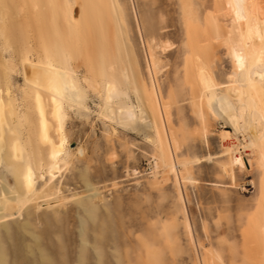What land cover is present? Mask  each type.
<instances>
[{"label":"rangeland","instance_id":"rangeland-1","mask_svg":"<svg viewBox=\"0 0 264 264\" xmlns=\"http://www.w3.org/2000/svg\"><path fill=\"white\" fill-rule=\"evenodd\" d=\"M43 1L0 0L10 22L0 27V88L8 86L19 108L34 116L24 93L21 63L26 56L57 63L51 50L58 35L56 17L63 20L61 10L68 13L77 4L80 22L71 29L83 42L76 39L67 66L88 111L65 107L69 154L60 159L50 182L47 174L44 179L37 176L39 192L29 203L38 205L37 213L25 223L36 235V264H264L259 231L264 167L256 146L240 145V135L224 136L226 126L234 133L232 126L204 98H197L200 66L212 75L217 90L225 88L234 70L229 46L236 33L228 0H55L54 8ZM254 1L256 11L264 14V0ZM116 9L122 35L117 32ZM121 37L133 54H127L129 64H135L133 76L147 102L141 106L132 85L130 95L123 89L116 90L117 95L120 102L139 108L144 123L115 122L101 113L105 76L128 87L120 78L128 60ZM108 103L112 109L117 104ZM33 116L22 120L21 129L25 145L33 147L29 154L36 157ZM234 156L240 162L233 161ZM87 187L97 197L72 198ZM48 197L60 203L44 207ZM80 202L87 204L86 210L77 206Z\"/></svg>","mask_w":264,"mask_h":264},{"label":"bare ground","instance_id":"bare-ground-1","mask_svg":"<svg viewBox=\"0 0 264 264\" xmlns=\"http://www.w3.org/2000/svg\"><path fill=\"white\" fill-rule=\"evenodd\" d=\"M37 1L38 0H36V2ZM36 2H34V4ZM43 2V4H47L49 8L55 7V0H47L46 3L44 0ZM41 3L42 0H39L37 5H40ZM228 4L232 12L231 15L234 20L236 33L229 46L234 70L231 74V79L229 83L225 85V88H219V90H217L213 88L215 84L212 81V75L210 76V73H208L209 71H206V68L204 69L205 66H200L197 72L198 80L200 81V83H198L199 85L197 84V98L200 101L204 98L206 104L210 106L213 112L219 114L224 120H226V123L228 122V124L232 126L234 133H232L226 126L224 128V136L234 134L237 137L240 135L241 137L238 139L240 145L242 144L243 146L248 147L256 146V148H254L255 150H253L256 151L255 153L258 156V162L260 161V166L264 167V14L258 12L259 10L256 11L257 7L254 0H228ZM77 7V4H73L68 13H63L61 10V14L64 17L63 20H61L62 17L60 18L58 15L56 17V29L54 28V31L56 30L58 39L53 36L55 37V41L53 43L54 47L52 45L53 48L51 50L53 53L52 55L57 58V63L40 59L33 60L27 56L21 63L20 72L24 80V93L28 96L27 98L30 102L29 105L32 107L34 116L33 113H31L35 118V125L30 128L35 136L36 143L38 144V155L36 157L31 154L33 153V147H30V149L25 145L26 141H24L22 136L25 133L23 132V129H21L22 120L27 119L28 121L29 118L32 119L31 115H29V117L27 116L30 112L25 113L19 108L20 102L17 100L19 103H16V101L13 100L15 99V96L13 99L11 98L8 86L4 87L3 84V87L0 88V264H36V254L32 247L36 241V235L31 228L30 230L28 226L25 225V223L28 224L30 222L27 221L29 216L32 217V215H36L35 212L38 209L35 207L38 205L34 204V206L33 204H29L31 201L33 202V199L37 195H35V192L37 191V176L39 179H44L47 174V180H52V178L55 177L57 170L59 171L60 169V159L66 157L69 152L70 139L64 132V123L68 116L66 108L74 107L88 111V105L84 102V96L82 95L81 90H79L75 76L67 66V63H69L71 58V51L69 52V50L73 46V48H75L76 39H80L78 36L74 37L76 32L73 34L71 29L72 27L79 26L80 19L78 16L80 14H78V10L80 11V9ZM37 9L32 10L36 11ZM30 15L32 18L35 14ZM115 15L118 26L117 32L122 35L124 34V29L120 22V19L122 21V17L120 18V12L117 9L115 10ZM7 19L5 13H3V10L0 8V27L5 21H7L8 26L10 22H8L9 20ZM5 24L4 28H6ZM62 31H65V34L62 33ZM90 31L92 32L93 30ZM90 31H88V34ZM80 33L81 35H85L83 34V30ZM81 35L79 34V37H81ZM90 36H93V33ZM87 37L85 36L86 40H89V37L88 39ZM120 39L119 42L122 45V53L125 54V60L128 59L127 64L124 63L126 67H124V65L123 70L120 72V78L126 79L128 87H122L123 84H118L115 80L105 76V81L102 84V87L104 91V99L106 101L104 100L105 105L104 108L101 109V113L106 116V119H117L118 121L115 122L123 121L125 123L130 121H142L144 123L146 122L144 120L145 117L137 114L138 111H136V109L138 107L136 108V105L131 102H120L117 95L116 90L119 89H123L128 95H130L129 93H131V91L128 92V88L132 85L133 93H135L140 101L141 106H144V101L147 102V100H145L147 96L144 98L146 95L144 89L141 84H136V81L138 80L135 81L133 76L132 69L135 64L133 66L131 63L129 64L130 55L127 54H133L127 47L126 39L123 37ZM80 40L83 42L82 38ZM86 42H84L85 45L87 44ZM4 46L3 48H5ZM51 50H49V52H51ZM46 52H48V50ZM1 61L0 63H3ZM6 62L7 61H5V63ZM11 64L13 65V62ZM9 66V68H12L10 64ZM95 66L93 68H96ZM4 69L6 70V64ZM9 71L11 72L12 69ZM91 84L96 87L100 85L94 84L93 82ZM112 101L117 102L116 107H113V109V105H111L113 103H108ZM147 105L149 106V104ZM24 121L23 124L27 125L25 123L26 121ZM24 126L22 128H24ZM55 132L57 133L55 136L58 137L54 136ZM29 134L30 133L28 132V135ZM28 138L30 139V135ZM244 142L245 144H243ZM159 143L160 146L161 142L159 141ZM26 147H28V149ZM230 147H226L228 152ZM28 150L31 152L30 154L32 156L29 154ZM78 151L82 154V149H79ZM232 160L240 162V157L234 156ZM171 166L173 167V162L171 163ZM37 172L39 175H37ZM11 176L13 182L10 180ZM49 180L48 182H50ZM48 182L45 183V185L48 184ZM89 188L85 193L81 194V196H75L72 198L74 200L80 197L89 199L96 196L95 194L97 192H89ZM44 193L47 194L45 191ZM262 194L264 195V185L262 188ZM45 199H47V196ZM49 199L50 197H48V201L43 204L44 207H53L60 203L58 200ZM94 199L96 200V198ZM262 201H264V197ZM80 203H77V206L86 210V207H88L86 206L87 204L85 205L83 202L84 204L81 203L82 205H80ZM91 204L92 202H89V205ZM90 208H94V206H90ZM87 210L89 209L87 208ZM262 214V217H264V213ZM262 220V225L260 226L262 229L259 228V231L261 232L262 230L263 243L261 249L264 254V219L262 218ZM33 224L35 223L33 222ZM24 247L27 249L26 253L24 252ZM142 263H145L143 259Z\"/></svg>","mask_w":264,"mask_h":264}]
</instances>
